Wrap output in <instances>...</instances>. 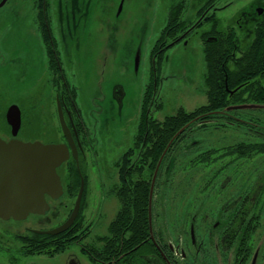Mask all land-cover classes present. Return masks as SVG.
<instances>
[{
  "label": "flooded vegetation",
  "instance_id": "1",
  "mask_svg": "<svg viewBox=\"0 0 264 264\" xmlns=\"http://www.w3.org/2000/svg\"><path fill=\"white\" fill-rule=\"evenodd\" d=\"M261 24L264 0H0V197L25 204L14 197L27 180L29 188H37L43 146L68 154L56 169L61 192L45 195L47 214L0 217V264H56L73 245L89 264H264V77L256 80L259 86H228L229 73ZM190 52L204 54L207 103L191 112L180 108L159 121L151 114L162 107L164 64ZM116 53L149 62L150 79L132 145L114 163L108 198L118 202L117 215L129 204L132 222L137 203L145 199L147 235L131 240L123 224L118 230L124 237L115 250L119 258L94 263L89 250L113 249L109 228L117 215L107 235L88 242L86 163L88 154H99L102 97L99 91L83 102L80 84ZM212 59L224 63L226 102L195 117L155 163L159 146L148 136L151 123L210 106ZM225 129L236 131L229 144L211 146L193 135ZM82 182L80 211L67 231L47 235L27 227L31 218L55 224L52 230L64 225ZM66 264L82 262L73 256Z\"/></svg>",
  "mask_w": 264,
  "mask_h": 264
},
{
  "label": "rangeland",
  "instance_id": "2",
  "mask_svg": "<svg viewBox=\"0 0 264 264\" xmlns=\"http://www.w3.org/2000/svg\"><path fill=\"white\" fill-rule=\"evenodd\" d=\"M149 72L150 64L146 60L142 59L136 68L135 60L121 58L116 53L114 56L108 55L106 64L94 78L88 81L83 77L81 80L80 96L83 102L86 98L92 99L99 91L102 97L100 124L96 135L99 154L97 157L88 154L86 163L88 181L85 188V224L92 226V234L87 239L88 242L98 236L107 235L108 227L119 211L118 202L108 198L111 184L115 179L114 163L132 145L141 118L145 90L149 84ZM205 72L203 52L196 54L190 52L181 61L172 59L165 63L163 77H166V80L158 99L162 107L160 110L153 108L151 116L163 121L166 117L175 115L180 108L191 112L206 105ZM187 84H193L194 88H185ZM116 89L124 93L122 99L119 98ZM260 115L264 116V113ZM235 132L233 129L209 130L196 131L193 135L206 140L212 146L213 143L219 145L231 143ZM71 205L72 203L68 210ZM25 223L27 227L43 232L50 231L55 226L49 223L42 225L35 218ZM73 256L78 257L82 264H89L77 245H73L58 257L56 264H66Z\"/></svg>",
  "mask_w": 264,
  "mask_h": 264
},
{
  "label": "trees",
  "instance_id": "3",
  "mask_svg": "<svg viewBox=\"0 0 264 264\" xmlns=\"http://www.w3.org/2000/svg\"><path fill=\"white\" fill-rule=\"evenodd\" d=\"M242 52L243 53L241 58L235 63L234 72L229 73L228 75V86L230 89L237 88L245 82L248 83L244 85L245 87L247 85L253 87L260 85L259 82H256V80L264 77V24L259 25V27L255 30L253 42L247 49ZM207 58L210 59L209 55ZM210 60L209 76L211 77L208 80V99L210 102V106L193 113H187L186 111L182 110L175 117L168 118L162 124L151 123L152 125L150 127L148 136L151 138L154 137L155 146H159V148L155 147V151L157 150L156 156L154 157L155 163L158 162L160 156L165 151L169 143H171L173 147L180 135L176 139L175 137L181 130L186 128V125L190 124V122L194 120L195 117H197L201 113L210 110H216L220 107V105L222 106L223 103L226 102L228 95L227 92L224 90L225 75L222 70V65H224V63L221 60L218 62H215L213 59L212 60L214 62H210ZM250 99H252V95ZM73 192H76V188H74ZM128 205L129 204H125L124 210L117 215L116 219L110 225L109 231L113 240L110 244L113 249L103 253L99 252L98 250H89V257L94 263L107 262L108 259L112 260L119 258L115 250L117 248L116 243H118L119 246L120 240L124 237V235L123 237L120 235V233L124 230H118L120 227H123V224L125 226H128L127 232H129L132 236L131 240H136V242H140L142 239H145L147 235V222L146 219H144L143 217L144 215H146V200L140 199V201L137 203V210L135 214L138 216L137 220H135L134 222L131 221V206ZM133 235H135L136 238H133ZM31 238H43L46 240L53 239V237L50 236L40 237L37 235H32ZM114 238L116 239V241ZM76 239L77 238H75V240ZM51 246V248H53L54 246H56V244H51ZM63 247L65 248V245Z\"/></svg>",
  "mask_w": 264,
  "mask_h": 264
},
{
  "label": "water",
  "instance_id": "4",
  "mask_svg": "<svg viewBox=\"0 0 264 264\" xmlns=\"http://www.w3.org/2000/svg\"><path fill=\"white\" fill-rule=\"evenodd\" d=\"M139 59H136V68L139 66ZM124 94V93H123ZM124 96V95H123ZM122 96V98H123ZM120 98V99H122ZM65 134L67 130L63 126ZM185 131V128L181 130L175 139ZM40 148V147H39ZM41 150V148H40ZM67 150L56 146H43L42 147V166L37 167V177L40 182L37 184V188L31 189L30 181L27 183V187L21 186V191L18 196L14 197L16 200L20 199L25 204L22 206L14 205L13 202H9L10 197H0V217L7 219L14 217L15 219H26L30 214L45 215L50 211V207L45 202V195H52L53 192H61V184L56 169L67 159ZM57 189V190H56ZM84 183L82 182L79 197L75 206V209L68 219V221L61 227L43 232L47 235H58L67 231L75 222L79 211L80 204L83 196ZM13 197V196H12ZM12 201V200H11Z\"/></svg>",
  "mask_w": 264,
  "mask_h": 264
}]
</instances>
